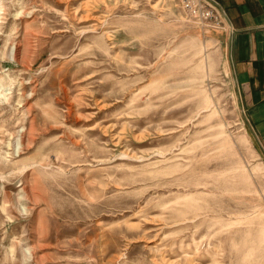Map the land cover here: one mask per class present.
Returning <instances> with one entry per match:
<instances>
[{
    "label": "rangeland",
    "instance_id": "1",
    "mask_svg": "<svg viewBox=\"0 0 264 264\" xmlns=\"http://www.w3.org/2000/svg\"><path fill=\"white\" fill-rule=\"evenodd\" d=\"M226 25L179 0H0V264H264Z\"/></svg>",
    "mask_w": 264,
    "mask_h": 264
},
{
    "label": "crops",
    "instance_id": "2",
    "mask_svg": "<svg viewBox=\"0 0 264 264\" xmlns=\"http://www.w3.org/2000/svg\"><path fill=\"white\" fill-rule=\"evenodd\" d=\"M225 13L228 52L240 101L264 152V0H215Z\"/></svg>",
    "mask_w": 264,
    "mask_h": 264
},
{
    "label": "built area",
    "instance_id": "3",
    "mask_svg": "<svg viewBox=\"0 0 264 264\" xmlns=\"http://www.w3.org/2000/svg\"><path fill=\"white\" fill-rule=\"evenodd\" d=\"M179 3L185 14L192 19L216 22L225 20L224 11L215 0H179Z\"/></svg>",
    "mask_w": 264,
    "mask_h": 264
}]
</instances>
